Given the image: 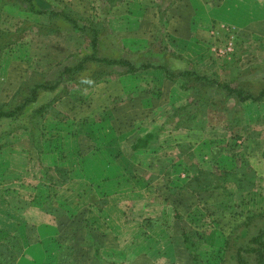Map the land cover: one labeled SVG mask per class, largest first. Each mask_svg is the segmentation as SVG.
<instances>
[{
	"label": "rangeland",
	"instance_id": "obj_1",
	"mask_svg": "<svg viewBox=\"0 0 264 264\" xmlns=\"http://www.w3.org/2000/svg\"><path fill=\"white\" fill-rule=\"evenodd\" d=\"M3 1L0 10V27L3 29L14 31L15 27L23 20L38 24L46 22V15L29 12L27 10L28 3L24 0ZM30 1L34 9H69L73 13H77L80 26L91 23L99 26L100 33L97 39L96 53L100 57H122L133 64L141 63L144 60L157 63L162 61L173 70L196 67L202 68V70L208 69L209 72L216 70L217 74L224 79H230L233 75L240 73L239 79L245 81L248 86L252 85L254 93L264 85V0H196L197 4H206L207 7H212V13L220 11L222 20L210 19L209 23L208 21L200 23L199 25L205 33L198 34V43L194 47H191L190 43L183 45V42L175 39L174 34L170 31L173 21L168 20L166 16L174 8L170 9V6L168 10L165 6L178 0H156L155 3L152 0L153 2H149L157 5L156 11L159 14L157 25H154L156 28H151L154 33L138 31L140 27L144 28L143 25H146L148 21L145 18L138 20L136 18L138 14L135 17L124 14L129 7L131 10L136 8L132 4L129 6L126 0ZM184 1L179 0V5ZM236 6H242L246 11L241 14V17L223 20V12H230L231 7L237 9ZM185 11L189 13L186 8ZM232 20L234 21L232 22ZM59 27L62 32L56 35H41L36 28L26 30L15 44L5 50L0 57V78L4 79L0 100L7 101L9 99L28 71L36 69L40 73L37 79L45 77L53 80L63 65H71L76 58L90 52L89 37L85 36V33L69 30L63 32L66 27L61 22H59ZM150 34H152L151 37H149ZM153 36L156 39L154 46L148 44ZM160 42L171 50L162 49ZM227 46L230 47V50H227ZM173 52L181 55L182 58L176 59L171 54ZM224 62L228 63L227 67L221 66H224ZM88 63L79 75L80 77L90 76V73L96 68L93 62ZM114 69L122 71L125 67L118 66ZM160 78L158 72L148 70L135 76H113L108 81L91 84L90 87L82 90H73L74 88L68 85L66 87L70 90L68 94L60 97L61 101L59 104L56 103L55 108H46L47 115L44 116L43 121L46 122L49 118L54 121V117L57 121L62 123L70 121L74 125L80 121H94L115 132H125L126 138H132L151 120L155 121V116L159 115L155 114L154 116L153 111L156 112L157 106L165 104L170 99V92H167L166 89L162 92ZM172 85L176 87L175 84L172 83ZM65 86V83L59 84L58 91H64ZM133 87L134 91H126ZM56 93L57 91H41L30 107L36 108L49 102L58 95ZM240 106L243 108V125L246 128L244 133L243 130H240L241 139H234L231 134L221 129L211 130L207 127L205 131L169 132L171 136L165 144L171 143L170 140L178 141L179 143L175 147L167 146L168 148L161 150L159 148L161 145L157 146L159 142L153 144L157 153L152 156V168H163L165 164L170 163L172 158L174 163L171 164V167H175V163L180 162L179 160L182 161L177 170L175 167L174 176L164 172L158 176L154 174L149 178L153 196L145 202L149 206V211L160 213L161 222L165 224L166 228H170L172 236L178 238L177 264H189L190 262L193 264H219L222 255L220 247L225 236L229 234L235 224L245 223L233 232V238L237 237L242 229L249 230L248 233L252 234L264 225V215L245 219L249 210L261 208L264 202V156L259 154L261 150H264V101L257 103L246 101ZM70 107L73 110H68ZM31 108H28L25 114ZM27 120L25 115L16 117L15 120L2 119L0 120V132L20 126ZM157 125L159 124H156L155 127H158ZM164 133L166 132L160 134L158 141ZM9 139L11 142L0 149V173L2 170L5 174L12 170L24 169L20 165L21 163L13 164V160L9 156L14 151H26L28 148V138L23 132L14 131ZM191 152L197 154L195 159L192 156H187ZM34 155H37L36 150H34ZM182 156L183 158H181ZM240 158H246L249 163L248 176L256 177L251 182L252 188L233 190V187H229V192H224L221 188L213 189L215 186L207 181L204 183V188L209 190L192 193L177 186L184 181L183 173H187L188 178V174L192 175V172L195 173L197 169L211 170L217 173L234 172L236 168L240 167ZM194 165H197L196 170H194ZM171 167L168 169L172 170ZM64 169L67 171V168ZM51 175L57 182L61 181L62 177L54 170ZM211 179L216 181V185H222L221 181L218 182L214 177ZM3 183L8 182L4 181ZM53 193L54 196L57 194L60 196L56 190ZM10 195L13 194L6 193L5 197L10 198V202H13ZM165 198L167 199L165 200ZM222 201L228 204L227 207L230 209L226 207L222 212L219 210L220 208L217 209L214 206L215 203ZM95 203L101 205V200H96ZM19 205L22 207V202ZM172 207L181 213L180 221L173 218ZM57 214L60 219H66V222H63L66 225L65 232H62L64 240L76 247L69 251L70 260L89 264V262H84L85 259L83 261L80 258L84 257L88 250L93 253V245H98L99 241L92 243L90 239V232L95 230L94 223H91L90 226L89 220H86V223L80 220L79 222H82L80 224L74 219L67 220L65 212L63 214L62 210H58ZM87 214L88 212L84 213V216ZM240 227H242L241 230ZM248 233L246 239L249 237ZM95 234H98L97 230L94 232ZM182 234H185L189 239L191 247L188 251L185 249ZM100 243L102 245L103 242ZM230 251L233 253L232 248ZM73 255H75L74 258ZM98 264L103 263L98 262ZM137 264L150 263L142 261ZM159 264L168 263L162 261ZM222 264H235L234 254L227 255Z\"/></svg>",
	"mask_w": 264,
	"mask_h": 264
},
{
	"label": "crops",
	"instance_id": "obj_2",
	"mask_svg": "<svg viewBox=\"0 0 264 264\" xmlns=\"http://www.w3.org/2000/svg\"><path fill=\"white\" fill-rule=\"evenodd\" d=\"M126 1L129 6L132 4L136 8L131 10L129 7L124 14L134 17L138 14V20L145 18L148 21V25L146 23L144 28L140 27L138 31L154 33L151 28H156L154 25H157V5L149 3L152 0ZM173 3L165 6L166 9L170 6V9L174 8L166 17L173 21L170 31L174 38L181 40L183 45L190 43L191 47H194L198 43V34L205 33L200 23H209L210 19L222 20L220 11L212 13V7L197 4L196 0H185L181 5L179 0ZM236 8L231 7L230 12L226 13L220 9L223 12V20L241 17L246 11L242 6ZM154 38L155 36L149 41V45ZM160 80L162 92L165 89L170 92V99L157 106L153 115L159 116L153 117L155 121L151 120L134 137L126 138L125 132H115L94 121H80L74 125L70 121L62 123L54 117V121L52 118L44 121L46 133L44 132L41 139V154L34 155L35 149H30L28 141L26 151L17 150L9 156L13 164L21 163L24 167L23 170H12L8 174L2 170L0 173V242L14 233L19 234L22 252L15 264L82 263L70 260L71 257L67 261H60L62 248L66 246L71 249L74 245L64 240L62 232H65L66 225L63 222H66V219L58 217V210H62L63 214L65 212L67 220H81L84 223L89 220L90 226L94 223L95 230L90 232L91 242H103L99 245L100 254L107 260H119L117 262L122 264H137L142 261H150V264H159L162 261L168 264L178 263V238L172 236L170 228H166L161 222L160 213L149 211L145 202L153 196L149 178L164 172L174 176L173 173H176L178 165L182 163L181 160L175 163V170V167H171L173 158L169 157L172 158L170 163L165 164L163 168H152V156L157 153L153 144L159 142L157 146L161 145L159 148L162 150L168 148L167 146L175 147L179 142L170 140L171 143L165 144L171 136V133L166 132L160 141L152 142L148 150L131 149L138 137L150 131L156 124H162L166 111L184 98V93L177 86L173 87L172 83L163 77ZM132 90L135 88L126 91ZM59 101L61 99L56 103L59 104ZM68 110L73 109L70 107ZM192 152L187 156L195 159L197 154ZM40 167L67 168L68 179L59 182L54 179L50 182ZM170 167L172 170L168 169ZM185 174L183 173L184 181L177 186L182 187L187 182V173ZM2 179L8 183H3ZM54 190L60 193V196H54ZM6 193L13 194L9 196L13 202L5 197ZM96 200H101V205L95 203ZM86 212L88 214L84 216ZM150 218L158 222L146 225ZM96 230L98 234L94 235ZM80 259H85L83 261L89 264L99 262L89 250Z\"/></svg>",
	"mask_w": 264,
	"mask_h": 264
},
{
	"label": "trees",
	"instance_id": "obj_3",
	"mask_svg": "<svg viewBox=\"0 0 264 264\" xmlns=\"http://www.w3.org/2000/svg\"><path fill=\"white\" fill-rule=\"evenodd\" d=\"M24 1L28 3L27 10L29 12L38 15H46V22L44 24H38L35 22L28 23L26 20H23L15 27L14 31L0 27V57L6 49L19 40L21 34L26 30H33L32 28H36L41 35H56L61 33L62 29L59 27V22L66 27L63 32L69 30L85 33V36L89 37L90 52L84 54L80 58H76L71 65H63L57 73L56 78L53 80L46 79L45 77L37 79L40 73L36 69L28 71L9 99L7 101L0 100V120H15L16 117L24 115L27 116L28 119L20 126L11 127L0 132V149L11 142L9 138L14 131H20L27 136L31 147L36 150L37 154H41V138L45 132L43 119L44 116L47 115L46 108H55L56 102L60 97L68 94L70 91L66 88L68 85L74 88L73 90H82L90 87L91 84L108 81L113 76H135L140 72L151 70L156 73L158 72L160 77L169 80L184 93L182 102L172 107L166 113L163 123L138 137L131 145L132 150H148L151 143L158 141L160 134L163 132L180 130L205 131L207 127L211 130L221 129L231 134L232 138L241 139L242 133L240 130H243L242 132L244 133L246 128L245 125H243V108L240 105L246 101H252L254 103L264 101V85L259 91L254 93L255 90H253L252 85L248 86L245 81L239 79L240 73L233 75L230 79H224L217 74L216 70L209 72L208 69L202 70V68L200 69L199 67L173 70L162 61L157 63L144 60L141 63L133 64L122 57H100L96 53L97 39L100 33L99 26L94 23L80 26L77 13H73V11L69 9H34L30 0ZM3 2V0H0V10ZM20 8L22 9L21 6ZM154 43H156L155 38L150 45L154 46ZM161 46L164 50H171L163 45V43H161ZM171 54L176 59L182 58L181 55L175 52ZM88 62H93L96 68L90 73V76L80 77L79 75L81 72L84 71L86 65L89 64ZM227 64L228 63L224 62V66H221L227 67ZM118 66L125 67V69L116 71L114 68ZM61 83H65L66 86L64 91L59 92L58 86ZM3 84L4 79L0 78V93L3 89ZM138 88H140V86H138ZM41 91H57L56 94L58 95L53 97L49 102L41 104L36 108H31V105L36 101ZM28 108H31V110L25 114ZM178 146L181 147V145ZM259 154L264 156V150H261ZM240 159V167L236 168L234 172L222 171L217 173L211 170L197 169V165H194V170H197L195 173L192 172V175L188 171L190 175H188L187 182L181 189H186L188 192L192 193L206 191L209 190L204 188V183H207V181L211 182L212 186H215L213 189L221 188L224 192H229V187H233V190L252 188L253 184L251 182H253V179L256 177L254 175L248 176L247 172L250 171L249 163L246 158ZM40 169L50 182L54 181V178L50 175L52 169L62 177L61 181H65L67 178L65 169L59 167L52 169H49V167H40ZM213 177L218 182L221 181L222 185H216V181L211 179ZM166 199L167 198H165V200ZM214 206L217 209L220 208L219 210L224 212L223 210L229 205L222 201L215 203ZM227 208L230 209L229 207ZM172 209L173 218L180 221L181 213H179L175 207H172ZM258 215H264V202L261 208L249 210L245 219L247 220ZM153 219L154 218H150L146 225L149 226L158 222V220L155 222ZM241 225H245V223L235 224L229 234L225 236L222 246L220 247L222 249V255L219 264L224 263L226 256L231 254H234L235 264H264V225L252 234L251 232L248 233L249 230H241L242 227H240L241 231L239 235L233 238V232ZM247 233L249 237L246 239ZM182 238L185 249L188 251L191 247L189 245V239L185 234H182ZM242 238H245V240L243 241ZM99 245H101L100 242H98V246L93 245L92 254L100 263L122 264L121 262L110 261L104 258L100 254ZM230 248H232L233 253H230ZM69 251V247L64 246L62 248V251H60V261H67L70 259ZM21 252L22 241L19 234L14 233L8 236L0 242V264H15ZM189 264H193V262Z\"/></svg>",
	"mask_w": 264,
	"mask_h": 264
},
{
	"label": "built area",
	"instance_id": "obj_4",
	"mask_svg": "<svg viewBox=\"0 0 264 264\" xmlns=\"http://www.w3.org/2000/svg\"><path fill=\"white\" fill-rule=\"evenodd\" d=\"M227 50H230V47L229 46H227Z\"/></svg>",
	"mask_w": 264,
	"mask_h": 264
}]
</instances>
